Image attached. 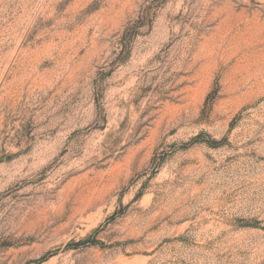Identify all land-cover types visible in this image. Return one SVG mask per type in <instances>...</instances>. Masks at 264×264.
Listing matches in <instances>:
<instances>
[{
  "label": "rangeland",
  "instance_id": "374dc122",
  "mask_svg": "<svg viewBox=\"0 0 264 264\" xmlns=\"http://www.w3.org/2000/svg\"><path fill=\"white\" fill-rule=\"evenodd\" d=\"M0 264H264V0H0Z\"/></svg>",
  "mask_w": 264,
  "mask_h": 264
}]
</instances>
